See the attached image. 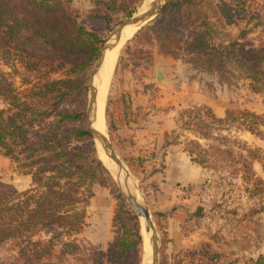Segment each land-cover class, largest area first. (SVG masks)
Instances as JSON below:
<instances>
[{"label": "trees", "instance_id": "1", "mask_svg": "<svg viewBox=\"0 0 264 264\" xmlns=\"http://www.w3.org/2000/svg\"><path fill=\"white\" fill-rule=\"evenodd\" d=\"M230 1L171 0L133 41L144 47L155 43L162 56L175 55L184 41L188 63L214 71L224 82L227 74L238 75L252 92L264 94V41L255 45L247 39L259 28L264 36V17L237 38L225 34L229 43L216 42L221 30L237 23L236 16L248 20L255 0ZM137 2L141 0H94V8L83 15L72 0H0V66L19 65L37 80H25L23 85H32L20 91L10 74H0V100L5 103L0 108V150L31 177L25 190L0 181V249L13 248L0 264H64L86 256L79 236L88 226L94 187H105L112 178L84 126L88 75L104 44L100 31L84 19L100 20L108 31L113 15L122 11L131 17L134 11L128 8ZM178 122L186 137L177 135L172 141L166 135L167 146L182 145L194 164L220 180L226 173L248 184L255 180L260 150L232 134L264 140L263 114L229 109L218 117L202 106L183 110ZM112 224L108 264H141L139 218L123 198ZM188 252L198 258L192 264H241L212 251L207 242ZM97 257L95 264H103ZM243 264H264V254Z\"/></svg>", "mask_w": 264, "mask_h": 264}, {"label": "rangeland", "instance_id": "2", "mask_svg": "<svg viewBox=\"0 0 264 264\" xmlns=\"http://www.w3.org/2000/svg\"><path fill=\"white\" fill-rule=\"evenodd\" d=\"M72 1L74 7L83 15L94 8V0ZM146 1L141 0L136 5L129 6L128 10L133 9L134 11L131 17L140 14V10L144 8ZM169 1L171 0L166 1L165 6ZM201 1L204 0H198V2ZM212 1L216 5L231 3L230 0ZM250 6L252 8L251 14L248 16L249 21L241 19L239 21V17L242 16H236L237 23L227 25L225 30H221L219 36H216L218 37L217 43L224 40L229 43L228 39H225V34H229L230 38H237L242 30L253 27L258 18L264 17V0H255ZM162 10L158 17L144 27L159 18ZM112 18L113 23L108 31L102 28L100 20L85 18L84 21L87 22L89 28L95 27L100 31L98 34L101 39H104L105 44L114 28L121 21L130 17L125 12L119 11ZM213 22L215 21L213 20ZM135 36L123 45L110 82L105 104V128L117 154L136 182L143 203L147 204L150 210L147 193L149 186H147L145 179L148 173L153 171V168L147 161L156 158L157 148L155 147L152 152H149V150L142 152L138 135L144 131L153 134V132L159 131L157 129L163 122H166V127L170 129L168 132H171L166 134L168 139L173 141L177 135L183 134L185 136V132L181 130L178 122L179 114L185 109L194 107H210L218 117H224L229 109H247L264 115V94L252 92L250 83L239 78L238 75L232 77L227 74L228 82H224L214 71L198 68L188 63L189 58L184 55L183 50L184 41L179 49L175 51V55L162 56L159 55L155 43L151 46H141L138 41H133ZM247 39L250 42L252 41V44L259 45L261 41H264L261 28L250 34ZM142 51L143 53H141ZM158 71L164 74L163 81H158ZM231 71L236 73L234 68H231ZM1 73L10 74L9 80L11 79L14 86L20 91L32 85H23L25 80H30L32 83L37 81L35 78L29 77L19 65L16 68L0 66ZM90 73L88 75V96L84 120L86 130ZM57 77L59 75L52 76L53 79ZM4 107L5 103L0 100V108ZM173 128H176V130L172 131ZM232 135L245 140L252 148L260 150L259 162L254 164L256 178L248 184L243 182L240 177L236 179L229 177L228 173L225 174V180H220L218 175L215 176L207 171L212 175V180L203 185L205 192L203 197L207 200L204 205L209 206L213 218L211 222L213 228L210 227L209 242H207L210 249L230 260H239L243 264L250 258L264 254V140L250 136L248 133H233ZM185 137H181V140H185ZM91 143L96 156L100 159L92 138ZM157 147L161 149V145ZM131 157L142 159L143 163L141 160L130 163ZM111 178L112 182H109L105 187L96 185L94 195L96 190L104 189L107 191L108 197L115 202V211L119 206L120 198H123L133 210L112 175ZM0 181L13 184L19 190L28 189L31 185V177L24 175L19 165L11 158L6 157L2 150H0ZM95 212H97L96 208L90 209V217L88 216L87 219L88 226L83 234L79 236L82 243L86 245L87 249L84 253L86 256L77 257L78 260L69 259L64 264H95L100 259L97 256H101L103 264H108L106 254L109 244L115 238L114 228L113 224L106 221L107 218L100 223L98 218L95 217ZM150 212L161 242L160 264H192L193 261H197L198 258L191 253L193 250L180 256L171 251L173 245H166L167 239L163 226L160 224L157 215L153 211ZM93 223L100 224L94 225ZM139 223L141 231L140 218ZM99 235H101L102 240L111 238V241L103 243L102 240H99ZM12 254L13 248L10 245L7 248L0 249V259ZM141 264H143V240Z\"/></svg>", "mask_w": 264, "mask_h": 264}, {"label": "crops", "instance_id": "3", "mask_svg": "<svg viewBox=\"0 0 264 264\" xmlns=\"http://www.w3.org/2000/svg\"><path fill=\"white\" fill-rule=\"evenodd\" d=\"M166 126V122H163L157 129L159 131L153 134L144 131L138 135V139L142 152L147 150L152 152L155 147L157 148L156 158L147 161L153 168L145 179L149 186L148 202L150 211L157 215L163 226L166 245H173L171 251L180 256L203 242H209L208 234L210 227L213 228L211 224L213 218L209 206L204 205L207 200L203 197L205 194L203 185L212 180V175L194 164L184 152L182 145H165V135L171 133ZM160 145L161 149L157 147ZM186 187H191L192 192L187 193ZM93 207L97 209L95 217L100 223L107 218L106 221L112 224L115 202L108 197L106 190H96L88 208L89 217L90 209ZM98 238L102 240L101 235ZM110 241L111 238L102 240L103 243Z\"/></svg>", "mask_w": 264, "mask_h": 264}, {"label": "water", "instance_id": "4", "mask_svg": "<svg viewBox=\"0 0 264 264\" xmlns=\"http://www.w3.org/2000/svg\"><path fill=\"white\" fill-rule=\"evenodd\" d=\"M167 0H156L152 3L149 8L141 14L132 16L126 20L121 21L112 31L110 36L107 38V41L103 45L100 50V54L97 58V61L90 73L89 78V106L87 109V117H86V126L87 131L91 133L93 142L95 144L97 153L99 152V146L102 147L105 155L109 156L118 166L119 171L125 169V164L117 154L114 146L112 145L110 139L106 140L102 136H100L94 129V124L97 118L98 105H97V95L98 89L96 86V78L100 74L105 58L107 54L113 51L120 42L121 33L123 29L129 26H140V29L153 21L158 15L160 11L165 6ZM158 81H163L164 74L161 71L157 73ZM99 154V153H98ZM101 159V158H100ZM102 160V159H101ZM104 163V162H103ZM105 165V164H104ZM106 166V165H105ZM107 168V166H106ZM108 169V168H107ZM109 170V169H108ZM110 171V170H109ZM111 173V171H110ZM112 175V174H111ZM113 176V175H112ZM114 177V176H113ZM115 181L126 197L127 201L137 214V216L141 219L143 218L146 222V236L144 237L143 230L141 229V235L143 240V264H160V253H161V242L158 235L157 228L152 219L151 212L147 206V204L140 202L135 195L128 192L124 186L115 178Z\"/></svg>", "mask_w": 264, "mask_h": 264}, {"label": "bare ground", "instance_id": "5", "mask_svg": "<svg viewBox=\"0 0 264 264\" xmlns=\"http://www.w3.org/2000/svg\"><path fill=\"white\" fill-rule=\"evenodd\" d=\"M155 1L156 0H147L145 2L144 8L140 10L141 11L140 14L144 13L149 8V6ZM139 29L140 26H129L123 29L121 33L119 45L113 51L107 54L102 70L96 78L95 83L98 89V95H97L98 112H97L96 122L93 127L95 131L106 140H109V137L106 134V128H105V104L107 101V96L110 88V82L112 80L123 45L130 38L135 36V34L139 31ZM98 153L104 164L111 171V174L118 179V181L124 186V188L128 192L135 195L140 202H143L141 194L137 189L136 182L133 180V177L131 176L127 166L125 165V169L120 172L117 164L109 156L105 155L101 146H99ZM141 226L145 237L147 226L143 218H141Z\"/></svg>", "mask_w": 264, "mask_h": 264}, {"label": "built area", "instance_id": "6", "mask_svg": "<svg viewBox=\"0 0 264 264\" xmlns=\"http://www.w3.org/2000/svg\"><path fill=\"white\" fill-rule=\"evenodd\" d=\"M185 190L187 193H190V192H192L193 189L191 187H186Z\"/></svg>", "mask_w": 264, "mask_h": 264}]
</instances>
